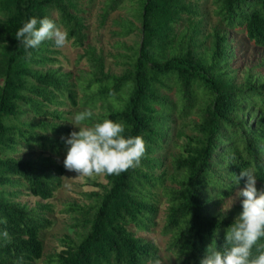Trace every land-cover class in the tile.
I'll return each instance as SVG.
<instances>
[{
	"label": "trees",
	"instance_id": "obj_1",
	"mask_svg": "<svg viewBox=\"0 0 264 264\" xmlns=\"http://www.w3.org/2000/svg\"><path fill=\"white\" fill-rule=\"evenodd\" d=\"M124 1L106 3L102 23ZM128 1L138 8L140 43L126 70L108 75L102 57L85 48L80 59L89 64L88 78L73 83L68 74L47 69L57 61L52 40L29 49L28 57L15 33L30 18L47 16L82 48L78 0H0V218H7L0 232L6 229L11 237L10 243L0 238V264H150L159 258L158 249L135 231H149L162 199V233L174 263L200 264L210 244L224 246L227 229L242 212V206L227 216L216 211L244 187L246 178L237 186L233 174L252 169L256 185L264 187V74L248 73L236 84L227 70L225 31L215 29L210 46L200 50L190 21L199 0ZM211 2L224 30L241 31L249 45L264 48V0ZM184 19L188 28L178 35ZM133 31L126 23L124 35ZM97 104L101 113L84 123L124 122L125 135L145 140V157L140 167L102 175L104 186L92 184L99 192L65 205L60 214L69 218L71 235L59 239L58 252L43 257L41 236L53 226L48 202L66 173L54 159L67 151L62 137L71 133L63 109ZM175 120L189 134L176 132L183 141L171 159V174H156ZM36 150L48 155L25 158ZM27 196L41 203L30 208L21 202Z\"/></svg>",
	"mask_w": 264,
	"mask_h": 264
},
{
	"label": "rangeland",
	"instance_id": "obj_2",
	"mask_svg": "<svg viewBox=\"0 0 264 264\" xmlns=\"http://www.w3.org/2000/svg\"><path fill=\"white\" fill-rule=\"evenodd\" d=\"M108 2H111V0H78L79 14L83 19L85 27L84 34L86 41L84 46L76 48L69 41L65 47L55 48L54 57L57 61L53 67H48L47 69L58 70L61 73L68 74L69 79L73 83L82 82L88 78L89 64L85 59H80V57L83 56L85 48H93L103 59L105 73L118 77L126 70L128 58L134 55L140 43L138 8L131 1H124L119 7L109 13L106 20L102 23L103 8ZM194 8L196 15L190 21L193 26H197L199 34L196 41L200 45L201 51L210 46L209 35L215 29L225 31L228 34L231 54L227 70L235 78L236 84L240 85L248 73L251 75L264 74V48H255L249 45L241 31L230 32L224 30V27L219 23V19L215 15L211 0H199L194 4ZM53 17L55 18V15ZM126 23H131L134 27V31L128 35H124L123 33ZM188 23L189 20L187 21L186 19L180 22L176 28V33L181 35L186 32ZM47 69H43L42 71L44 72ZM169 96L175 100L174 93H171ZM87 110H91L93 113L90 118L91 120L101 113L100 105L98 104L95 108L77 107L63 109V112L69 113L66 115L69 122L65 124L69 126L71 132L79 131V128L72 124L74 116ZM184 125L176 120L175 124H171L172 137L166 151L158 155L162 165L156 174L161 171L167 172L168 175L171 174V159L178 154V147L183 141L182 135L176 136V132L182 130L184 135L189 134L187 127ZM40 153L42 152L36 150L31 156L27 154L25 158H33ZM42 154L48 155V152H43ZM66 154L67 151L61 157H54V159L58 163L63 164ZM77 175L74 171L66 170L63 176L66 178H61L60 188L54 193L53 199L48 202V204L52 205L54 213L46 215V217L53 222V226L41 236L43 257L58 252L60 250L59 239L64 235H71L69 218L66 215L60 214L64 206L71 203H81L84 194L88 195L92 192H99L97 188L93 187V183L101 186L105 185L102 175L93 178H76ZM256 187L258 192H264V187L259 185H256ZM239 189L226 198L217 207L216 211L223 216H227L234 209L241 207L243 198L236 196ZM21 202L26 203L30 208L41 203L38 199L30 196L22 197ZM166 207L162 199L153 226L150 227L149 231H135V234L157 247L158 256L164 264H175L172 253L167 249L168 236L162 233ZM39 264L43 263L40 262Z\"/></svg>",
	"mask_w": 264,
	"mask_h": 264
},
{
	"label": "clouds",
	"instance_id": "obj_3",
	"mask_svg": "<svg viewBox=\"0 0 264 264\" xmlns=\"http://www.w3.org/2000/svg\"><path fill=\"white\" fill-rule=\"evenodd\" d=\"M15 38L23 45L28 57L29 49H37L45 40L54 41L57 48L69 43V34L57 23L45 16L42 19L32 17L16 33ZM75 38L73 37V40ZM91 110L74 116L72 124L79 131H72L67 138L62 137L67 146L63 161L66 170L74 171L76 178H93L100 175H120L129 169L141 166L146 154V143L142 136L125 135L128 126L124 122L104 119L88 125ZM66 178V177H63ZM246 178L244 187L236 193L242 197V212L227 229L225 244L217 249L215 242L206 249L200 264H264V244L258 241L264 238V192H258L254 170L242 169L239 175L233 174L238 186ZM0 224H7V218H0ZM0 238L10 243L11 237L5 229ZM257 255H253V248ZM150 264H164L157 258Z\"/></svg>",
	"mask_w": 264,
	"mask_h": 264
}]
</instances>
